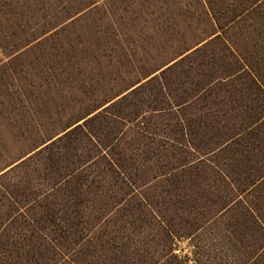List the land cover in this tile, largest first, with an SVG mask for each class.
Returning a JSON list of instances; mask_svg holds the SVG:
<instances>
[{
	"label": "trees",
	"instance_id": "obj_1",
	"mask_svg": "<svg viewBox=\"0 0 264 264\" xmlns=\"http://www.w3.org/2000/svg\"><path fill=\"white\" fill-rule=\"evenodd\" d=\"M1 1L9 27L27 16L25 47L96 3ZM201 3L215 30L167 35L166 58L101 84L0 169V264H264V0Z\"/></svg>",
	"mask_w": 264,
	"mask_h": 264
},
{
	"label": "rangeland",
	"instance_id": "obj_2",
	"mask_svg": "<svg viewBox=\"0 0 264 264\" xmlns=\"http://www.w3.org/2000/svg\"><path fill=\"white\" fill-rule=\"evenodd\" d=\"M84 2L96 3L80 21L60 29L51 45L24 46L33 39L26 35V15L12 27L0 19V169L32 148L34 133L48 121L58 124L91 96H102L101 84L132 79L137 69L149 71L166 58L167 35L188 43L215 30L201 0H76L75 6ZM163 20L170 28L160 31L156 24ZM81 56L93 73L84 88L76 71L68 70ZM179 246L183 252H176L189 253L186 241Z\"/></svg>",
	"mask_w": 264,
	"mask_h": 264
}]
</instances>
